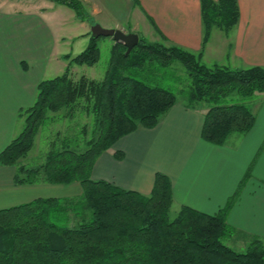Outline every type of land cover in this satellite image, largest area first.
<instances>
[{
    "label": "trees",
    "instance_id": "1",
    "mask_svg": "<svg viewBox=\"0 0 264 264\" xmlns=\"http://www.w3.org/2000/svg\"><path fill=\"white\" fill-rule=\"evenodd\" d=\"M87 20L80 0H50ZM136 2V0H133ZM202 46L213 27L224 34L236 24L237 0H199ZM160 41L139 36L125 54L114 42L108 67L100 81L80 75L73 79L68 66H92L99 59L98 38L90 35L86 47L68 60L65 71L39 81L33 104L18 112L20 132L0 151V165L16 166L15 184L40 180L49 184L79 182L74 197H38L0 209V264H264V242L253 237L242 251L223 242L230 232L225 216L237 191L217 212L208 214L181 205L170 218L171 185L167 176L154 174L148 194L91 178L96 158L121 136L139 127L153 128L176 102L175 94L143 77L146 64L178 61L189 79L184 93L188 108L204 104L201 138L221 145L233 134L253 125L248 100L264 93V67L230 68L201 61V51L190 52L166 42L151 18ZM167 43V44H166ZM236 95V97H234ZM93 114L96 135L83 151L50 148L42 163L25 168L19 160L32 147L46 113L72 112L80 101ZM117 158L121 154L116 153Z\"/></svg>",
    "mask_w": 264,
    "mask_h": 264
},
{
    "label": "crops",
    "instance_id": "2",
    "mask_svg": "<svg viewBox=\"0 0 264 264\" xmlns=\"http://www.w3.org/2000/svg\"><path fill=\"white\" fill-rule=\"evenodd\" d=\"M80 1L87 20L50 0H0V151L22 129L18 112L33 104L39 81L65 71L68 60L63 55L74 56L86 47L94 23L138 36L150 34V41H160L149 17L167 43L201 51L203 63L215 59L223 62L212 63L230 68L264 67V0H237L236 24L228 34L213 27L203 46L199 0ZM108 38L111 47L114 41ZM71 44L77 47L74 52L67 50ZM76 66L80 65L68 66L73 78L87 77ZM254 97L252 127L229 135L221 145L201 138L205 110L188 108L176 99L153 128L139 127L103 151L93 163L91 178L148 194L154 174L160 172L170 181L171 207L185 205L208 214L217 212L237 191L225 216L230 232L223 242L236 251L253 237L264 242V93ZM59 112L48 111L46 121L59 119ZM25 159L19 163L35 167ZM15 173L16 166L0 165V209L38 197L81 194L76 181L15 184Z\"/></svg>",
    "mask_w": 264,
    "mask_h": 264
},
{
    "label": "rangeland",
    "instance_id": "3",
    "mask_svg": "<svg viewBox=\"0 0 264 264\" xmlns=\"http://www.w3.org/2000/svg\"><path fill=\"white\" fill-rule=\"evenodd\" d=\"M150 34L142 36L150 40ZM109 38L107 36H100L98 38V46L100 50L98 61L92 66L80 65L76 66L79 73L85 74L88 78H92L96 81H100L108 67L110 45ZM67 50L73 52L77 50L75 44H71L67 47ZM215 59H206L204 63L210 66L215 62ZM223 62V61H216ZM72 65V64H71ZM69 69V68H68ZM70 73V72H69ZM71 75V74H70ZM73 78V76L71 75ZM143 77L151 82L171 90L177 100H182L185 103L184 93L188 90L189 79L184 70L182 64L178 61H173L168 65H162L158 62H151L146 64L143 71ZM77 79V78H73ZM236 97V95H234ZM255 97L252 100H248V105L253 108L255 104ZM86 107V102L80 100L75 106L72 112L64 109L60 110V117L54 121H46L40 130L39 135L36 138L32 149L25 155V164L29 166H36L44 160L46 152L54 147L59 148L65 146L75 151H83L87 148V141L96 135L93 114L90 113ZM196 108L204 109V104H197ZM76 197V196H75ZM177 212L175 206L170 207L169 217L172 218ZM242 250V249H239Z\"/></svg>",
    "mask_w": 264,
    "mask_h": 264
},
{
    "label": "water",
    "instance_id": "4",
    "mask_svg": "<svg viewBox=\"0 0 264 264\" xmlns=\"http://www.w3.org/2000/svg\"><path fill=\"white\" fill-rule=\"evenodd\" d=\"M90 34L94 37H111L114 42L120 43L125 47V54H127L139 40V36L135 32L125 33L120 29L104 28L98 23H94L90 26Z\"/></svg>",
    "mask_w": 264,
    "mask_h": 264
}]
</instances>
